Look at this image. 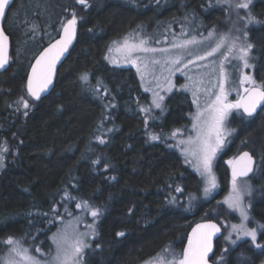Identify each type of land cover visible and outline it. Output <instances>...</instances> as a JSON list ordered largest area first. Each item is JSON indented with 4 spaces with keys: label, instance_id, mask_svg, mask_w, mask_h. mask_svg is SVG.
<instances>
[{
    "label": "trees",
    "instance_id": "trees-1",
    "mask_svg": "<svg viewBox=\"0 0 264 264\" xmlns=\"http://www.w3.org/2000/svg\"><path fill=\"white\" fill-rule=\"evenodd\" d=\"M87 5L15 0L9 11L5 30L11 38V65L0 75V140L9 147L0 171V256L9 247L8 237L50 250L48 239L59 229V220L69 219L84 201L102 212L84 264H144L169 248L183 252L196 223H220L210 212L214 200L189 206L188 197L199 194L203 184L183 156L163 138L149 141L143 117L123 109L128 88L143 93L142 87L132 68L110 67L108 55L116 40L143 27L157 11L163 29L188 14L217 24L222 9L213 0H87ZM253 10L264 20V0H257ZM73 13L78 41L53 92L37 102L26 90L34 60L29 62L30 54L53 41ZM250 35L256 77L264 84V26ZM85 73L87 81L81 79ZM21 97L31 100L27 109L18 103ZM186 112L184 101L171 102L166 119L184 125ZM230 123L236 144L229 154L248 143L245 147L262 159L264 170V111L250 119L234 111ZM225 157L215 166L221 182L228 177ZM261 179L257 189L262 197L254 200L253 219H264V173ZM226 193L223 188L219 195ZM121 231L125 235L117 236ZM245 248L247 258L241 262L233 253L226 264H259L262 253L253 245Z\"/></svg>",
    "mask_w": 264,
    "mask_h": 264
},
{
    "label": "rangeland",
    "instance_id": "rangeland-1",
    "mask_svg": "<svg viewBox=\"0 0 264 264\" xmlns=\"http://www.w3.org/2000/svg\"><path fill=\"white\" fill-rule=\"evenodd\" d=\"M159 1L163 2V0ZM256 1L257 0H252L249 10L256 17L259 23L246 25V21L244 19H240V17L246 16L247 11L249 10L240 9L237 12L234 7H230L227 3H225V0H213V5L220 10L222 9L223 11V16L217 19V24L216 21H214L215 23H213L211 20H199L195 15L188 14L186 16L178 18L177 20H174L175 22L172 23V25L169 24L168 27L166 26L162 29L160 28L161 22L158 21V15L160 14V12L157 11L155 14L149 16L148 21H145V23H143V27L138 29L136 28L128 34L123 35L112 44L108 55L109 66L115 69L132 68L139 78L143 93L137 90H133V87L130 86L122 103V107L130 115H140L143 117L144 121L147 120V134L149 141L158 142V140L162 141L161 139L163 138V140H166L169 146L176 149L185 159V154L183 151L185 145L180 144L179 142L181 140H186L189 135H195V132L192 129V123L194 122L192 117L197 111V103L193 102L194 97L192 95L191 86L194 82L195 90L197 93L196 99L200 105V108L203 109L206 104L214 98L213 94L218 92V85L221 81L218 69V65L220 63L219 54H216L213 57H209L205 60H198L196 59V57L198 55H203L204 52L209 49V46L214 43V41L218 37V34L220 33L230 32L231 35L229 39L239 36L241 38L239 41H237V45L239 46L245 40L243 32H247V40L253 44L250 31L260 28L264 25V20L261 19L253 10V5L256 3ZM237 2L238 0H231V3L233 5ZM210 23L212 26L210 25ZM212 32H215L216 35L209 36V33ZM193 38H195L197 43L187 45L183 49L174 47V45L183 44L186 40H192ZM125 39H128L129 44H138L141 39L146 40L147 44L145 45V47L156 49V51L135 52L133 53L132 58L136 59V63H130L128 62L127 49L124 48ZM38 53V48L33 49L29 57V62L30 60H33ZM178 55L183 57L179 64L172 65L171 63H165V60L170 61ZM233 55H235V53ZM251 55L255 57L253 49ZM154 60H158L160 61V63H152V61ZM189 60L194 61V63H188ZM213 61H215V64L213 63ZM250 63H252L253 67L250 69H244L242 67V64L232 57H229V60L224 62L226 72L230 76L228 83L225 84L226 89L232 87L233 82H236V87L238 88L240 94H243V87L249 86L247 84L243 85L242 87L239 85L238 81L243 74H249L258 84H263L256 77L255 59L251 60ZM25 64L27 65V63ZM185 64H187L188 66L184 67ZM213 68H216L217 70L214 72L212 70ZM169 69H171V72L169 71ZM189 77L191 78V80H189ZM169 81H171V85H174V87H171V90H169ZM183 85H189V88L185 89L184 87H182ZM157 95L163 97V101L161 102L163 110L155 108L153 104V101L157 99ZM29 97H27L26 100L30 105L31 100H29ZM237 98V92L232 91L229 95V100L235 101V99ZM174 101H184V104L187 106L186 117L188 118V122L184 125H174L170 123V120L168 121L166 119L171 109V102ZM146 108L151 109V111L147 113L145 111H142V109ZM234 111H239V113L242 114L240 110H233V112ZM232 113L225 123V127L228 130H234L230 123ZM174 131L176 132L175 136L172 135ZM150 134L159 136V139L152 140L150 138ZM234 136L235 130L231 131V134L226 136L223 147L220 151H218L216 158L213 161V173L216 177L217 187L213 189L207 197H205L203 192V189L207 186V183L200 176L199 172L195 170V168L193 167V163L191 162V158L189 157V162H187V164L193 169L195 173H197V175L201 178L203 184V187L201 188L199 194L191 195L195 197V199L192 200L191 203L189 201L190 196L188 197L187 202L190 204L189 206L193 207L194 204L209 202L216 196L222 197V195H219L221 189L219 188V180L215 171V166L217 164V161L220 159V157H222L224 151L226 150L225 148L227 146L228 140ZM247 144L248 143H242L241 151L243 149H247L245 147V145ZM4 149H6V151H4ZM8 149V144H6L4 140H0V156H2L3 158L2 160H0V171L5 166L6 157L4 155L8 152ZM232 158L234 157L232 156L231 159ZM230 192L231 188H229L228 193H226V195H223L222 198L220 197L219 199H215V205L211 206L210 208V212L218 217L220 223L225 229L223 248L219 255L220 257L223 256V260H221L219 257L217 264H226L225 258L227 257L226 254L228 253V251L233 248L239 247V244L245 240H251L250 237L244 236H241L239 239H237V234L232 231L231 225H239L243 222L247 224L248 228H258L257 225L253 224L251 207L250 209H248L249 220L247 222H244L242 221L238 210L230 209L227 204L224 203ZM257 193V188H251V194H245L243 197L244 203L251 206V201L257 195ZM80 205L81 206L77 207L73 213L67 216L69 219L65 220L64 216L59 220V222H61V225L55 233H57L58 230L64 229L66 227L71 233L74 228L76 234H86L83 239L85 243H87L91 247L93 240L98 237L99 217H92L90 208L86 207L83 202H81ZM223 210H227L229 213L225 212V214L230 215L228 217H225L224 214H222ZM89 225H93V228H90ZM229 233H231L232 239L236 240L235 245L231 244L229 240L225 239V237L228 236ZM53 234H51L50 238L48 239L51 247L50 250L48 249L45 251L41 248L40 244L38 248H40L41 251L39 253L35 252L37 244H33V246H26V244L22 240L19 239V241H21L24 248L29 249L30 255L36 256L41 261L51 260V257L55 255L56 251L55 245L51 240ZM90 247L84 249L83 256L81 258V264H84L85 252ZM225 249H227V251H224ZM171 251L173 250L169 248L167 251H163L159 254H163L166 257L164 264H167V260L171 259V256L169 255V253H172ZM8 252L9 247L6 250V253L0 256V264H5L6 258L8 257ZM181 253L182 251L175 254L178 257ZM237 254L238 255H234V258H237L238 260L247 258L246 252L242 247H240V250ZM156 257H158V255L153 258ZM153 258L149 259L144 264H148V262L150 261L152 262V264H159V262L154 260ZM16 259L20 260L19 257H17ZM20 264H27V262L21 260ZM261 264H264V255L263 262Z\"/></svg>",
    "mask_w": 264,
    "mask_h": 264
},
{
    "label": "snow or ice",
    "instance_id": "snow-or-ice-1",
    "mask_svg": "<svg viewBox=\"0 0 264 264\" xmlns=\"http://www.w3.org/2000/svg\"><path fill=\"white\" fill-rule=\"evenodd\" d=\"M78 3L88 6L87 0H78ZM225 3L230 7H234L238 12L240 9L249 10L252 0H238L234 5L231 3V0H225ZM9 5L10 0H0V19L5 17L6 8H8ZM240 19H244L246 25L259 23L250 10L247 11L246 16L240 17ZM77 23V17L75 13H73L72 18L63 25V36L48 48L44 49L32 66L31 75L27 78L26 90L27 93L36 100H39L41 93L46 91L48 86L52 84L56 63L75 39ZM213 35H216V33H209V36ZM230 35V32L218 34L217 39L209 46V49L206 50L203 55H198L196 57L198 60H205L219 54L220 63L218 69L221 81L218 85V92L213 94L214 98L211 99L203 109L200 108L197 102V93L195 90V83L193 82L191 86L192 95L194 97L193 102L197 103V111L192 117L194 121L192 123V129L195 135H189L186 140H181L179 142L185 145L183 151L186 162H189L190 157L193 167L207 183V186L203 189L205 197L217 187L216 177L213 173V161L218 151L223 147L226 136L230 135L231 131H234L228 130L225 127V123L230 114L233 110L242 109L243 112L241 117L243 118L246 116L251 118L257 113V109L261 108V105L264 104V84H258L249 74H243L238 81L241 87L245 84L249 85L248 87H243V94H240L236 87V82H233L232 87L228 89L225 88V84L228 83L230 76L226 72L224 62L228 61L229 57L239 61L244 69L252 68L253 65L250 61L255 59V57L251 55L254 45L247 40V32H243L245 40L239 46L237 45V41L241 38L237 36L229 39ZM8 39L3 27H0V70H6V66L10 62L8 55ZM195 43H197V41L193 38L192 40H186L183 44L174 45V47L183 49L187 45ZM146 44L147 41L143 39H141L138 44H129L128 39H125L124 48L127 49L128 62L133 64L136 63V59L132 58L135 52L156 51V49L145 47ZM234 53L235 55H233ZM182 58V56L178 55L170 61L165 60V63H171L172 65L179 64ZM152 63L159 64L160 61L154 60ZM188 63H194V61L189 60ZM213 63L215 64V61H213ZM187 66V64L184 65V67ZM212 70L215 72L217 69L213 68ZM169 71L171 72V69H169ZM81 79L87 81L88 74L85 73ZM189 80H191L190 77ZM169 85V90H171V87H174V85H171V81H169ZM182 87L188 89L189 85H183ZM232 91L237 92L238 98L235 99V101L229 100V95ZM162 101L163 97L157 95V99L153 101L155 108L163 110L161 106ZM18 103H22L25 109L29 107L28 101L23 97H21ZM142 111L147 113L151 111V109L146 108L142 109ZM261 111H264V108H261ZM25 115H27V112H25ZM145 124L147 125V120H145ZM108 131H111V129ZM175 134L176 132L174 131L172 135L175 136ZM150 138L152 140H157L159 136L150 134ZM98 139L102 144L106 142L103 138L98 137ZM4 151H6V149H4ZM2 159V156H0V160ZM94 163L99 164L100 160L97 159ZM254 163V158L246 151L228 161V164L231 165L232 168L231 192L224 203L227 204L230 209L238 210L244 222L249 220L248 209H250V205L244 203L243 197L245 194H251V187L246 180L241 181V178H246L253 172ZM112 179H115V177H112ZM176 191L180 192L183 190L177 187ZM194 199L195 197L190 195V203ZM172 202L174 203L175 199H173ZM83 203L86 207L90 208L92 217L98 218L102 215L99 208L89 206L87 201ZM80 206L79 204L77 205V207ZM53 211H55V209H53ZM89 227L93 228V225H89ZM257 227L264 229V224L257 222ZM231 229L237 234V239L241 236L250 237L255 247L264 248V245L256 243V228H248L247 224L242 222L239 225H231ZM220 231V227L215 223L198 224L192 231V238L189 239L187 248L178 257L174 252L169 253L171 259L167 260V264H208L209 253L213 251L212 238ZM85 235L84 233L76 234L74 228L71 233L67 227L58 230V232L54 233L51 237L56 249L55 255L51 257V260L46 261H41L36 256L30 255L29 249L24 248L21 241L13 237H8L5 243L9 246V252L5 264H20L21 260L26 261L27 264H81L84 249L90 247L83 239ZM124 235L125 233L122 231L117 233V236L122 237ZM225 239L229 240L233 245L236 244V240L232 239L231 233H229ZM40 251V248H35V252L39 253ZM224 251H227V249ZM17 257H19L20 260H17ZM153 259L158 261L159 264H164L166 257L161 254ZM220 259L223 260V256H221ZM148 264H152V262L150 261Z\"/></svg>",
    "mask_w": 264,
    "mask_h": 264
},
{
    "label": "flooded vegetation",
    "instance_id": "flooded-vegetation-1",
    "mask_svg": "<svg viewBox=\"0 0 264 264\" xmlns=\"http://www.w3.org/2000/svg\"><path fill=\"white\" fill-rule=\"evenodd\" d=\"M262 26V25H261ZM264 26V25H263ZM241 111V113H242V110H240ZM257 116V115H256ZM245 118H247V119H250L249 117H246V116H244ZM251 118H253V117H251ZM235 130V129H234ZM236 132V131H235ZM235 136L234 137H232V138H230L229 140H228V143H227V146H226V150L224 151V153H223V155L222 156H226L225 157V163H226V167H227V173H228V177H227V179L225 180V182H221L220 180H219V178H218V180H219V188L220 189H223V188H228V190H229V188H231V165H229L228 164V161L231 159V157L233 156V157H237L238 155H240L242 152H244V151H249V152H251L252 153V155L255 157V160H256V168H255V172H254V174L252 175V176H250L249 178H246V179H241V181H244V180H246L247 181V183L250 185V187L251 188H262L261 187V184H262V179H261V175H262V173H264V170H263V161H262V159L261 158H259L258 156H255L254 154H253V152L252 151H250V150H248V149H243L242 151H241V147L238 145L235 149H236V152L232 155H230L229 154V150L231 149V147H232V145L235 143ZM236 144V143H235ZM233 159V158H232ZM264 160V159H263ZM215 171H216V168H215ZM216 174H217V177H218V173H217V171H216ZM257 191H258V189H257ZM221 192V191H220ZM224 195H226V194H224ZM221 196H216L214 199H211L210 201H213V200H215V199H219ZM222 197H223V195H222ZM221 197V198H222ZM257 197H259V198H261L262 196L260 195V193H259V191H258V193H257V195L253 198V200L251 201V208H252V205H253V203H254V200L257 198ZM251 216H252V214H251ZM203 221H214V220H203ZM200 222H202V221H200ZM257 222L258 223H260V224H264V219H253V224L254 225H257ZM199 223V222H198ZM219 223V222H218ZM197 224V223H196ZM195 224V225H196ZM220 225H221V227H222V229H223V235H222V237L216 242V252H215V254H214V256H213V258H212V263L213 264H217V261L219 260V255H220V252H221V250H222V248H223V238H224V235H225V229H224V227H223V225L221 224V223H219ZM258 229V237H257V241H256V243H259V244H262V245H264V234H262V233H264V229H260V228H257ZM251 245H253V247H255V244L251 241V240H245V241H243L242 243H240L239 244V247H237V248H233V249H231L230 251H228V253L226 254L227 255V257L225 258L226 259V262H228L229 261V259H230V257H231V255L233 254V253H238V251L240 250V247H242V248H245V247H250ZM246 249V248H245ZM255 250L257 251H259L260 253H262V256H261V258H259V264H261L262 262H263V255H264V248H257V247H255Z\"/></svg>",
    "mask_w": 264,
    "mask_h": 264
},
{
    "label": "water",
    "instance_id": "water-1",
    "mask_svg": "<svg viewBox=\"0 0 264 264\" xmlns=\"http://www.w3.org/2000/svg\"><path fill=\"white\" fill-rule=\"evenodd\" d=\"M14 3H15V0H10V5L8 6V8H6L5 17H4L3 19H0V27H3V30H4L5 34H6V35L8 36V38H9V39H8V45H9V47H8V55H9V58H10V62H9V64L6 66V70H0V75L3 74V73H5V72L9 69V67H10V65H11L12 44H11V38H10V36L7 34V32H6V30H5V23H6V20H7L8 14H9V11H10V9H11V7L13 6ZM62 36H63V27L61 28V31H60L59 35H58L53 41H51L49 44H47V45H46V46H45V47H44V48L38 53V55L35 57V59L33 60L31 66H30V69H29V72H28V77L31 75V68H32V66L35 64L36 59L39 58L40 54L44 51V49L48 48L51 44L55 43V42H56L57 40H59ZM78 37H79V29H78V24H77V25H76V35H75V39H74V40L72 41V43L68 46V50H67L66 52H64V54L60 57V59H59V60L57 61V63H56V66H55V74H54V76H53L52 84H50V85L48 86V88H47L46 91H44V92L41 93V96H40V99H39V100H36L34 97H32L35 101L40 102L43 98L47 97L48 95H50V94L53 92V90L55 89V86H56V82H57V78H58L59 70H60L61 66L63 65V63H64V62L67 60V58L69 57L71 51L74 49V47H75V45H76V43H77V41H78ZM28 77H27V78H28ZM0 101H1V86H0ZM261 108H264V104L261 105ZM261 108H258V109H257V113H256L253 117H255L256 115H258V114L261 112ZM241 110H242V109H241ZM242 112H243V110H242ZM244 152H245V151H244ZM246 152H249V151H246ZM242 153H243V152H242ZM242 153H241V154H242ZM249 153H250L251 156L254 158L255 163H254V165H253V169H254L253 172L250 173L249 176L246 177V178H249L250 176H252V175L254 174V172H255V168H256V160H255V157L252 155L251 152H249ZM241 154H240V155H241ZM238 156H239V155H238ZM231 176H232V168H231ZM246 178H241V179H246ZM209 222H210V223H215V224H217V225L220 227V229H221V231H220L219 233H217V234L212 238L213 251H212L211 253H209L208 264H213L211 260H212V258H213V256H214L215 252H216V242H217V241L222 237V235H223V229H222L221 225H220L218 222H216V221H202V222H199V223H197L196 225H194V226L191 228V230H190V232H189V234H188L187 241H186V244H185V247H184L183 251L187 248L189 239L192 238V231H193V229L196 228V226H197L198 224H204V223H209Z\"/></svg>",
    "mask_w": 264,
    "mask_h": 264
}]
</instances>
